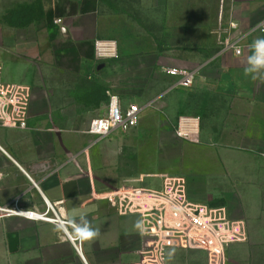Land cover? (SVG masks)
Segmentation results:
<instances>
[{
  "label": "crops",
  "instance_id": "obj_1",
  "mask_svg": "<svg viewBox=\"0 0 264 264\" xmlns=\"http://www.w3.org/2000/svg\"><path fill=\"white\" fill-rule=\"evenodd\" d=\"M37 1L47 24L38 54L17 60L0 51L4 80L32 88L27 126L0 124V206L19 198L23 208L44 211L47 200L60 216L86 215L100 235L79 252L54 223L7 216L0 219V264H157L135 227L141 217L119 214L102 197L163 184L160 177L117 180L106 169L113 150L107 138L93 143L88 128L108 113L114 96L124 109L141 107L140 127L157 112L175 127L182 115L200 117L199 142L185 140L196 144L182 170L189 197L244 207L232 215L247 223L250 240L233 244L229 257L264 264V246L254 242V224H264V83L243 75L248 46L264 36L246 35L264 20V0ZM99 39L116 40L119 58L97 60ZM228 39L241 40V55L223 51ZM173 66L197 69L192 87L176 86L167 73Z\"/></svg>",
  "mask_w": 264,
  "mask_h": 264
},
{
  "label": "built area",
  "instance_id": "obj_2",
  "mask_svg": "<svg viewBox=\"0 0 264 264\" xmlns=\"http://www.w3.org/2000/svg\"><path fill=\"white\" fill-rule=\"evenodd\" d=\"M231 26L237 28L238 24L233 22ZM255 26L250 28L246 35L253 32L264 33L260 29L252 31ZM236 48L241 49V55L244 46L240 39L223 41V51L233 49L236 53ZM95 54L99 61L119 58L118 42L114 39L96 40ZM167 73L176 79V86L190 88L195 82L197 69L173 66L167 69ZM3 75L4 64L0 61V124L24 128L27 126L32 88L26 84L6 82ZM141 114L139 105L132 104L124 109L119 99L114 96L108 113L93 119L88 133L95 137L93 143H98L117 130L130 131L137 127ZM175 133L184 140L199 142L200 117L180 116ZM261 155L264 157V143ZM102 197L119 214H138L141 217L146 229L143 236L149 239L157 264H168V253L172 249L204 250L208 257L207 264H228L230 247L248 240L247 223L243 219L232 218L226 207H212L191 200L187 179L182 175L166 176L162 186L157 189L116 188ZM45 205L44 211L27 210L17 198L11 204L0 206V219L7 216H23L55 224L61 216L56 207L47 200ZM73 243L81 252L82 244Z\"/></svg>",
  "mask_w": 264,
  "mask_h": 264
},
{
  "label": "rangeland",
  "instance_id": "obj_3",
  "mask_svg": "<svg viewBox=\"0 0 264 264\" xmlns=\"http://www.w3.org/2000/svg\"><path fill=\"white\" fill-rule=\"evenodd\" d=\"M46 26L43 11L37 0H0V51L3 53L10 54L17 60L30 55L36 56L40 49L37 43L44 41L47 35ZM150 118L151 120H146L148 124L145 127L139 125L130 131L119 130L105 140L113 150V158L106 163V169L116 174L117 180L122 176L137 182L148 178L164 179L166 176L182 175V170L188 166V161L185 162L184 159L187 160L190 151H195L196 144L178 137L175 133V120L169 119L164 112L152 114ZM261 170L264 189V163ZM253 193L250 192L251 195ZM261 193L264 209V190ZM226 208L231 217L232 213L243 214L245 211L244 207L231 210ZM262 225L264 224H254V230L257 231L254 242L259 246H264ZM249 240L248 231L246 242ZM207 262L205 253L182 250H175L173 257L168 260V264ZM228 264H237L229 257V253Z\"/></svg>",
  "mask_w": 264,
  "mask_h": 264
},
{
  "label": "clouds",
  "instance_id": "obj_4",
  "mask_svg": "<svg viewBox=\"0 0 264 264\" xmlns=\"http://www.w3.org/2000/svg\"><path fill=\"white\" fill-rule=\"evenodd\" d=\"M257 29L264 31V20L259 21L252 31ZM248 48L250 54L247 56L243 75L250 77L253 81L264 83V36L254 38ZM236 53L239 55L241 49L236 48ZM135 227L142 234L146 231L142 220H137ZM54 230L66 235L69 242H78L80 244L91 242L100 235V229L94 227L86 215H81L77 218L64 214L55 222ZM174 252L175 249L169 251V259L173 257Z\"/></svg>",
  "mask_w": 264,
  "mask_h": 264
}]
</instances>
